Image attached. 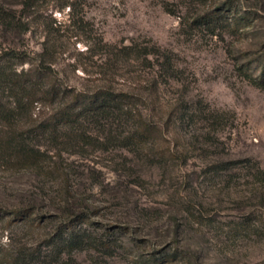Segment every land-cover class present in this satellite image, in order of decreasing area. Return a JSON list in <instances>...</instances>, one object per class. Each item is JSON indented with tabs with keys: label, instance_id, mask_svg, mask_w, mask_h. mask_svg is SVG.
<instances>
[{
	"label": "rangeland",
	"instance_id": "1",
	"mask_svg": "<svg viewBox=\"0 0 264 264\" xmlns=\"http://www.w3.org/2000/svg\"><path fill=\"white\" fill-rule=\"evenodd\" d=\"M12 47L26 61L16 71L42 64L58 87L128 93L161 134L133 153L41 142L39 169L0 166V207L42 216L0 222L1 247L32 264H138L176 238L184 254L168 264H264V190L252 177L264 170V82H254L264 0H38L27 32L0 38V56ZM221 163L232 168L217 172ZM77 211L90 217L83 228L110 237V254L49 244Z\"/></svg>",
	"mask_w": 264,
	"mask_h": 264
},
{
	"label": "trees",
	"instance_id": "2",
	"mask_svg": "<svg viewBox=\"0 0 264 264\" xmlns=\"http://www.w3.org/2000/svg\"><path fill=\"white\" fill-rule=\"evenodd\" d=\"M37 1L15 0L0 3V38L12 33L25 34L31 10ZM221 9L233 11L226 3L218 8ZM222 14V12L217 14L215 10L207 18L217 20ZM233 21L239 29L246 28L242 25L240 17ZM126 50L139 52L132 47H126ZM141 50V55L138 53V56L144 60H147L146 56H156L158 53L145 48ZM15 61L17 63H13ZM25 62L13 47L8 48L0 56L1 167L39 169L47 152L42 151L41 142H48L56 148L61 144L68 148L80 146L81 149L89 144L106 146L118 144V147L133 153L160 137L159 124L145 118L140 111L133 113L129 108L128 93L115 92L108 88L92 92L61 88L57 86L60 84L57 83L54 71L45 65L31 64L26 70L16 71L14 64ZM167 63V61L162 63L161 68H171ZM254 82L262 83L264 78L256 79ZM91 132H94L95 136ZM229 166L230 163H221L216 171L227 172L232 168ZM255 171L252 177L259 183L256 189L264 190V170L255 165ZM89 218L83 211L73 212L72 217L48 241L49 244L60 253L94 249L110 254L114 246L109 236L92 234L82 227L83 224H89L87 223ZM41 219L42 216L35 209L23 207L9 210L0 207V222H7V226L17 223L31 224ZM249 224L245 221L242 226L248 227ZM175 229L174 237L177 236ZM174 240V245L168 247V250L164 249L144 259L140 258L137 263L168 264L183 256V249L178 246L177 239ZM34 261L35 258L21 251L10 253L0 245V264H32Z\"/></svg>",
	"mask_w": 264,
	"mask_h": 264
}]
</instances>
